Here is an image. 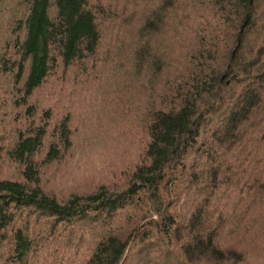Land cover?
<instances>
[{"label": "trees", "instance_id": "trees-1", "mask_svg": "<svg viewBox=\"0 0 264 264\" xmlns=\"http://www.w3.org/2000/svg\"><path fill=\"white\" fill-rule=\"evenodd\" d=\"M248 236L264 264V0H0V264L257 263Z\"/></svg>", "mask_w": 264, "mask_h": 264}, {"label": "rangeland", "instance_id": "rangeland-1", "mask_svg": "<svg viewBox=\"0 0 264 264\" xmlns=\"http://www.w3.org/2000/svg\"><path fill=\"white\" fill-rule=\"evenodd\" d=\"M3 19H5V18H1V21H3L4 22V20ZM76 118L77 119H82L83 118V114H82V116L78 113V115L76 116ZM90 118V117H89ZM91 119V118H90ZM75 120V119H74ZM86 129V128H85ZM6 134L7 133H4V135H3V138H2V141L6 144V142H7V140H6V138H7V136H6ZM100 134H102V135H100L101 137H99V140L97 141V147H100V146H105V144H111V137H110V135H109V133H107V132H105V131H101L100 132ZM93 147H95V143L92 145V148ZM110 147V146H109ZM125 158V156H123V157H121V159H118V160H120L122 163H123V160L122 159H124ZM94 159L95 160H100V158L99 157H94ZM112 161H114L113 159H110L109 160V162H107V163H109V164H113L114 162H112ZM100 162V161H99ZM70 166L71 165H68L67 166V169L68 168H70ZM73 168V167H72ZM75 170V167L73 168V171ZM53 177H51V179H52ZM46 179H48V180H50V178L48 177V178H46ZM82 185H84V183H82ZM70 188H72V189H74L75 188V184H71L70 185V187L68 188V190L70 189ZM77 188H82V187H80L79 185H78V187ZM57 190V189H56ZM67 191V190H66ZM238 241H239V243H241V246L248 252V255H251V256H253L252 258H251V260L253 261V262H257V263H253V264H258V262H259V257H257V256H259V255H261L262 254V251L260 250V248H259V250L257 249L256 250V248L255 247H253V246H257V245H255V244H257V242H256V240L255 239H253V238H251L250 236H248L247 237V239H245V238H243V239H237ZM262 249V248H261ZM263 250V249H262Z\"/></svg>", "mask_w": 264, "mask_h": 264}]
</instances>
